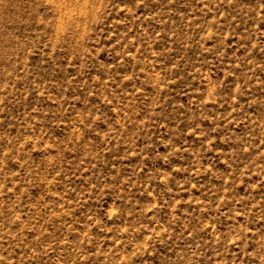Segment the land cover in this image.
<instances>
[{"label": "rangeland", "instance_id": "1", "mask_svg": "<svg viewBox=\"0 0 264 264\" xmlns=\"http://www.w3.org/2000/svg\"><path fill=\"white\" fill-rule=\"evenodd\" d=\"M7 32L0 264H264V0H0Z\"/></svg>", "mask_w": 264, "mask_h": 264}, {"label": "bare ground", "instance_id": "2", "mask_svg": "<svg viewBox=\"0 0 264 264\" xmlns=\"http://www.w3.org/2000/svg\"><path fill=\"white\" fill-rule=\"evenodd\" d=\"M4 32V31H3ZM5 33V32H4ZM2 34V33H1ZM1 36V35H0ZM6 39L0 40V160L2 155L8 158L10 151V99H11V59H10V35L7 32ZM4 149V153L1 151ZM6 152V153H5ZM1 174V172H0ZM4 210L0 208V215L3 216Z\"/></svg>", "mask_w": 264, "mask_h": 264}]
</instances>
